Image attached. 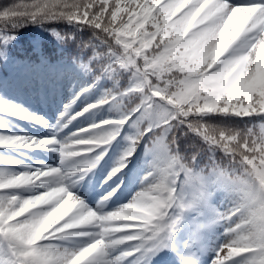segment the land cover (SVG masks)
<instances>
[{"label":"snow or ice","instance_id":"obj_1","mask_svg":"<svg viewBox=\"0 0 264 264\" xmlns=\"http://www.w3.org/2000/svg\"><path fill=\"white\" fill-rule=\"evenodd\" d=\"M77 41L93 80L55 125L11 103L0 115L54 130L0 134V149H42L58 162L0 157V264H264V0H30L0 5V59L26 24ZM65 23L90 36L58 31ZM102 79L81 111L70 109ZM126 80L122 86L121 80ZM115 118L63 137L85 112ZM126 147L105 177L143 143L139 190L112 211V187L90 207L74 189L126 125ZM104 146V147H102ZM183 230L182 240L177 234Z\"/></svg>","mask_w":264,"mask_h":264},{"label":"trees","instance_id":"obj_2","mask_svg":"<svg viewBox=\"0 0 264 264\" xmlns=\"http://www.w3.org/2000/svg\"><path fill=\"white\" fill-rule=\"evenodd\" d=\"M30 2V0H0V5H10L15 3ZM52 25L41 26L29 23L16 30L15 40H13L5 49L3 59H0V104L11 103L19 106V101H14V92L17 89L18 82L21 81V71L31 72V69H37L41 65L42 81L51 84L53 80L62 77L76 85V91L86 87L93 80V75L87 72L79 65L87 60L90 50L85 49L82 53L77 46V41L62 43L48 30ZM58 31H73L80 40H87L91 35L87 30L76 32L65 23L54 25ZM126 80H121L123 86ZM112 87V81L102 79L97 82L96 86L87 93H84L78 99L81 110L89 103H93L101 97L104 90ZM76 92V93H77ZM95 123L105 119L115 118L117 110L110 105H104L99 108L86 112ZM11 119H20L15 116L0 115V134H15L12 131L15 125ZM135 129L129 124L126 125L116 142L122 150L126 147L127 141L125 136L133 134ZM17 135V134H16ZM138 166L146 168L149 157L145 153L143 143L140 146ZM139 148V147H138ZM30 153L25 149H0V157L13 158L18 156H29Z\"/></svg>","mask_w":264,"mask_h":264},{"label":"rangeland","instance_id":"obj_3","mask_svg":"<svg viewBox=\"0 0 264 264\" xmlns=\"http://www.w3.org/2000/svg\"><path fill=\"white\" fill-rule=\"evenodd\" d=\"M32 72V74L21 73L24 80L14 92V101L18 100L20 102V104L18 103L19 107L27 112L42 117L48 121L50 125H55L60 117V113L64 111L65 105L69 104L75 96L76 87L74 84L67 82L64 78H59L50 85L42 84L39 77L40 72H35L34 70H32ZM80 106L78 101L72 104L70 109L71 113L74 114L79 112ZM11 121L16 125L15 129L12 131L15 135L46 137L54 133L52 128H46L27 120L11 119ZM93 124V119L90 118L87 113H84L64 128L59 133V136L63 137L77 129L89 128ZM106 147L107 152L104 157L94 169L88 172L82 181L78 182L74 191H76L90 207H95L97 201H99L102 196H105L111 191L112 187L119 185L117 191L105 204V210L112 211L122 204L127 203L131 195L139 190V177L143 175L145 168L142 166L143 168L127 177L124 174L125 168L121 173H118L116 177H113L111 181L104 183L105 177L121 155V150L115 143V140ZM27 152L32 153V155L28 158L25 156H18L15 159L25 163L43 161L46 164H55L58 162L56 154L46 150L35 149L27 150ZM183 237L184 232L181 230V232L177 234L178 241L182 240ZM168 254L169 253H161L154 259L153 264H175V258L173 256L169 257Z\"/></svg>","mask_w":264,"mask_h":264}]
</instances>
